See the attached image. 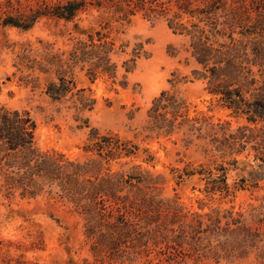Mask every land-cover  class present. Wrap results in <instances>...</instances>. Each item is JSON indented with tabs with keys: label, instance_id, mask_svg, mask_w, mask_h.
I'll use <instances>...</instances> for the list:
<instances>
[{
	"label": "trees",
	"instance_id": "trees-1",
	"mask_svg": "<svg viewBox=\"0 0 264 264\" xmlns=\"http://www.w3.org/2000/svg\"><path fill=\"white\" fill-rule=\"evenodd\" d=\"M0 9L2 29L29 32L44 19L72 24L65 48L42 40L40 47L21 44L8 81L17 77L20 86L40 90L53 103L70 104L78 114L97 104L79 88V74L91 83L102 77L116 83L123 69L126 85L138 61L148 57L143 43L118 44L120 28L138 15L165 20L182 39L184 62L192 68L191 78L172 74V88L152 101L143 132L146 140L176 137L186 149L198 146L211 155L210 164L180 160L185 165L171 169L178 187L192 183L204 196L197 198V211L164 195V174L143 167L155 168V155L134 140L85 122L90 132L84 154L71 159L37 147L29 111L0 108V190L7 198L46 197L81 219L91 259L69 264H220L252 257L264 264V194L244 212L205 203L264 191V0H63L36 7L5 0ZM83 15L93 17L89 27L81 26ZM169 53L180 54L173 46ZM123 55L130 58L122 61ZM194 81L228 111L239 124L236 129L230 121L191 115L176 88ZM139 159L142 163H136ZM248 167L257 178L250 174L230 182L232 170ZM0 264L39 263L7 252Z\"/></svg>",
	"mask_w": 264,
	"mask_h": 264
},
{
	"label": "rangeland",
	"instance_id": "rangeland-1",
	"mask_svg": "<svg viewBox=\"0 0 264 264\" xmlns=\"http://www.w3.org/2000/svg\"><path fill=\"white\" fill-rule=\"evenodd\" d=\"M5 0H0V4ZM23 5L36 7L42 2L55 4L63 0H21ZM1 12V9H0ZM81 26L89 27L93 17L88 20L82 16ZM90 22V23H89ZM72 24L64 22L56 24L54 21L42 20L31 31L22 32L16 28H0V108L25 109L30 112L36 123L37 147L42 151H58L71 159L81 157L83 146L87 142L91 128H97L102 133L114 132L122 137L134 140L141 148H149L155 155L153 165L143 164L154 172L165 176L164 195L178 197L181 204L188 209L197 211L199 204L197 198L204 199L198 191H193L192 183H185L178 187L173 180L171 169L182 168L185 163L210 164L211 155L206 156L198 146L186 149L183 142L174 137L171 140H146L143 127L146 123L147 111L154 98L162 91L172 88L170 80L172 74L177 73L180 78L189 76L191 67H187L183 41L175 36L167 27L165 20L151 22L138 15L130 23L120 28V41L118 44L130 42L145 44L147 58L138 61L133 73L127 76L126 85H122L124 70L119 72L116 83L106 77L99 78L91 83L84 74L78 76L79 88H86L87 93L97 101L92 112L78 114L70 109V104L53 103L42 92H31L18 84V78L12 76L16 53L20 45L30 42L40 47L39 40L55 44L56 49L65 48L70 44ZM173 46L180 54L173 57L169 47ZM123 55L121 60L129 59ZM188 101L190 113L204 114L214 122L230 121L232 129L238 123L228 116V111L220 108L212 97L204 90L200 81L189 82L176 88ZM83 127V128H82ZM178 139V140H177ZM178 143L175 144L174 141ZM244 159V157H242ZM183 160L185 163H179ZM136 163H142L141 159ZM250 163L257 168L250 158ZM243 166H241L242 168ZM258 177L253 169L230 172V182L241 177ZM264 194V191L239 192L233 202H208L210 207H234L236 211H246L250 204L258 205L255 197ZM0 256L10 252L12 256L23 255L26 261L39 264H69L70 260L82 263L85 258L91 259L88 246L85 244L81 219L70 213L68 208L60 203L49 201L46 197L36 200L22 199L19 195L7 198L0 190ZM204 264H217L208 261ZM220 264H259L253 257L243 260L222 261Z\"/></svg>",
	"mask_w": 264,
	"mask_h": 264
}]
</instances>
